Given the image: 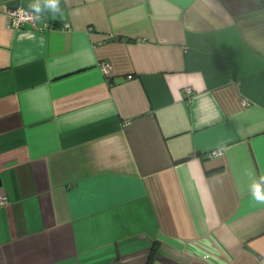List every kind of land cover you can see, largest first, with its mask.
Wrapping results in <instances>:
<instances>
[{"label":"crops","instance_id":"1","mask_svg":"<svg viewBox=\"0 0 264 264\" xmlns=\"http://www.w3.org/2000/svg\"><path fill=\"white\" fill-rule=\"evenodd\" d=\"M58 7L0 0V264H264V0Z\"/></svg>","mask_w":264,"mask_h":264},{"label":"built area","instance_id":"2","mask_svg":"<svg viewBox=\"0 0 264 264\" xmlns=\"http://www.w3.org/2000/svg\"><path fill=\"white\" fill-rule=\"evenodd\" d=\"M6 15L8 16V26L12 29H19L24 27V25H26L27 23L32 24L36 29H40L37 28L36 25V16L32 13H30L29 11H25L23 9H14V10H6ZM106 67V66H105ZM186 95L187 97H191L194 94V91H192V89L187 88L186 90ZM249 104H246V106H248ZM224 156V151L223 150H217L214 151L213 153H211L209 155L210 159H221ZM10 205V200L7 196L4 195H0V207H7Z\"/></svg>","mask_w":264,"mask_h":264},{"label":"clouds","instance_id":"3","mask_svg":"<svg viewBox=\"0 0 264 264\" xmlns=\"http://www.w3.org/2000/svg\"><path fill=\"white\" fill-rule=\"evenodd\" d=\"M59 0H45V6L52 9L53 13L60 12V9L58 7ZM34 8V11L39 13L41 11V8L39 4L32 6ZM253 196L256 201L264 203V192L261 191V187L259 184H254L253 186Z\"/></svg>","mask_w":264,"mask_h":264}]
</instances>
